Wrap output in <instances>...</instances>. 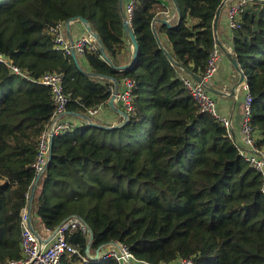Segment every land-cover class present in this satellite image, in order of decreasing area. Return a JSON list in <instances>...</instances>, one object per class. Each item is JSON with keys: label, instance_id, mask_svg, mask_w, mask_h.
I'll return each instance as SVG.
<instances>
[{"label": "trees", "instance_id": "obj_1", "mask_svg": "<svg viewBox=\"0 0 264 264\" xmlns=\"http://www.w3.org/2000/svg\"><path fill=\"white\" fill-rule=\"evenodd\" d=\"M176 1L179 21L171 26H155L168 11L165 1H135L139 52L123 71L133 47L124 31V0L122 6L120 0H0V52L26 75L0 65V263L23 257V210L38 177L39 139L54 111L52 90L33 80L63 73L73 98L68 113L88 116L89 109L108 106L114 81L128 80L135 110L119 129L85 125L54 139L32 215L51 232L72 217L89 231L67 234L81 256H66L61 264H120L83 262L89 244L95 253L112 242L147 264L189 258L195 264H264L262 175L240 155L226 128L200 112L178 67L186 76L206 72L224 0ZM74 18L87 20L109 59L99 45L88 50L83 59L89 72L56 51L48 33ZM239 24L235 58L253 98L257 144L264 147V2L245 7Z\"/></svg>", "mask_w": 264, "mask_h": 264}, {"label": "built area", "instance_id": "obj_2", "mask_svg": "<svg viewBox=\"0 0 264 264\" xmlns=\"http://www.w3.org/2000/svg\"><path fill=\"white\" fill-rule=\"evenodd\" d=\"M136 0H130L126 2L125 20L132 26V15L134 3ZM227 1V0H224ZM252 2H264V0H235L229 10V28L234 38V30L240 28L241 13ZM167 4V3H166ZM165 19L171 22L170 10L164 12ZM161 20V19H158ZM159 23H155V26ZM48 33L52 36L55 50L62 53L66 57H72L75 53L78 58L83 59L85 53L90 50H97L98 45L93 37L90 35L83 36L77 40H72L67 30L65 23H59L55 26H51L48 29ZM215 45L214 51L208 62L206 72L200 78V81L194 80L191 76L181 74V79L195 99L201 113L209 114L214 119L219 121L227 130L230 139L234 142L235 146L239 150L240 155L249 162L250 166L258 171L263 178V193H264V147H260L257 144L258 138L255 129L252 126V103L253 98L250 94L248 82H243L239 86L240 89L245 91V97L243 101L241 111V133L242 141L239 142L235 139L233 133V121L230 118L222 117L217 110V102L211 94V82L214 73L217 69L216 63L219 57V44L218 40ZM234 53V51H233ZM232 53V54H233ZM0 65L9 67L15 74H23L19 68H17L13 61L0 52ZM185 73V72H184ZM64 74L63 73H49L44 75L40 80H33L35 83L49 87L53 93L54 111L51 119L46 125L39 139V152L38 159L35 164L37 176H42L51 157V142L57 136H60L66 132H73L79 126L72 120L66 119L67 107L73 102L71 94L65 92L64 88ZM126 89L118 93L117 99H119L125 109V112L131 116L134 113L133 106V87L134 84L131 81L125 82ZM239 91V89H237ZM234 92V91H233ZM236 92V91H235ZM104 106L101 105L97 108L89 109L87 119L82 126H90L100 110ZM29 207L23 210L22 221V233H21V245H22V259L18 261H10L0 264H61L62 260L66 256L80 255L75 246L69 243L67 240V234L77 229L88 233L87 226L79 219V217H72L62 223L57 230L51 232L46 230L50 237H44L39 234L38 230L33 223L32 210L29 214ZM29 218L31 219V225L33 229L39 234L40 240L36 237L33 229L29 225ZM90 258H83V262H87V259L93 261H106L109 259H115L119 262L127 260H137L135 256L129 251V248L121 242L111 243L101 249L100 254L87 253ZM163 264V263H162ZM173 264H195L192 258L181 259Z\"/></svg>", "mask_w": 264, "mask_h": 264}, {"label": "crops", "instance_id": "obj_3", "mask_svg": "<svg viewBox=\"0 0 264 264\" xmlns=\"http://www.w3.org/2000/svg\"><path fill=\"white\" fill-rule=\"evenodd\" d=\"M125 3L130 0H124ZM169 5L171 22H178L179 16L176 17V12L173 11V3L169 2V0H163ZM235 0H227L225 1V5L222 8L220 18L218 21V27L216 35L219 44V57L216 63V71L212 78V88L211 94L215 98L217 102V110L218 113L225 117L230 118L233 121V133L234 137L237 141H242V133H241V111L243 106V101L245 97V91L240 89L241 83V75L234 68L232 57H235L234 51V40L233 34L229 28V10L231 5ZM159 19H165V17H159ZM159 25V24H157ZM89 35L85 30L83 24L81 22H74L70 28V37L72 40H77L83 36ZM162 44H165L169 49L171 48L170 44L166 40L165 37H161ZM130 54L133 58V48L130 50ZM233 53V54H232ZM81 64L86 68V71L89 72V67L84 59H78ZM126 82V81H125ZM125 82L119 84V92H122L126 89ZM115 89V88H114ZM239 89V91H237ZM114 91V90H113ZM234 91V92H233ZM236 91V92H235ZM122 112H125L124 106L122 102L117 99L114 102V106L110 104L108 106H104L103 109L100 110L99 114L94 117L93 123L98 126H114L117 124H121L124 122V117ZM66 119L72 120L79 127L83 125L85 118L79 116L78 114H66ZM82 128V127H81ZM38 186V184H37ZM39 187V186H38ZM33 216V215H32ZM33 223L38 230L39 234L44 237H50L48 232L44 227L39 224V221L33 217ZM38 221V222H37ZM38 227V229H37ZM120 264H147L145 262H141L139 260H125L120 262Z\"/></svg>", "mask_w": 264, "mask_h": 264}, {"label": "water", "instance_id": "obj_4", "mask_svg": "<svg viewBox=\"0 0 264 264\" xmlns=\"http://www.w3.org/2000/svg\"><path fill=\"white\" fill-rule=\"evenodd\" d=\"M173 2H174V5L176 7V10L178 11V13H180V6H179L178 2L176 0H173ZM120 5L121 6L123 5V0H120ZM224 5H225V1L222 3V5L220 6L219 11L217 13L216 20H215V30H217L218 21H219L220 14H221V11H222V8L224 7ZM76 21H80L83 24V26H84L85 30L88 32V34L90 36H92L98 42V45L100 47V51L103 53L104 58L106 60H109L107 55L105 54V50H104V47L102 46L101 40L99 38V35L92 30L91 26L88 24L87 20H85L84 18H74V19L69 20L66 23L67 30L69 32V36H70L71 25L74 22H76ZM155 23L165 24V25L171 26L170 22H168L167 20H156ZM124 31L129 36L130 41L133 44V51H134L132 61L128 65L122 66L120 68V70L126 71V70H129L134 65V63H135V61L137 59V56H138L139 46H138V42H137L136 36H135V34L133 32L132 26L129 24V22L127 20H124ZM157 40H158V43L161 45V40H160V38L158 36H157ZM167 56H168V58L171 61L174 62L173 57H172V55L170 53H167ZM72 58L74 59L76 64L79 65V60H78V57H77V55L75 53L72 54ZM231 58H232L233 66L240 73L241 82H243L246 76L244 75L243 71L241 70L240 65H239L238 61L236 60V58L232 57V56H231ZM178 67L182 71L187 73V71L182 66H178ZM89 75H93V74L89 73ZM191 77H193L198 82L200 81V78L197 77V76L191 75ZM114 83H115V89H114L113 94L111 96V99L109 101V104L111 106H114V102H115V100H117V96H118V93H119V88H118L119 84L116 81H114ZM74 115H76V114H74ZM122 115H123V117L125 119L123 123L117 124V125H114V126H108V127L107 126H99V127H103L104 129H110V130H116V129H119V128L123 127L124 125L128 124L129 117H128V114L126 112H122ZM79 116L87 119V116H85V115L84 116L83 115H79ZM93 125H95V124L93 122H91L90 126H93ZM96 126H98V125H96ZM53 142H54V140H52V142H51V150H52ZM39 180H40V176H38L37 179L35 180V182L33 184V187H32V190H31V197H30L29 210H28L29 214H31L32 201H33L34 193H35V190L37 188V184H38ZM28 222H29L30 227L33 229L32 225H31V219L30 218H29ZM33 231H34L36 237L40 240L39 234L34 229H33ZM92 240H93V235L91 234L90 235V241H92ZM88 250H90V244L88 246ZM100 251L97 253V255L100 254Z\"/></svg>", "mask_w": 264, "mask_h": 264}, {"label": "bare ground", "instance_id": "obj_5", "mask_svg": "<svg viewBox=\"0 0 264 264\" xmlns=\"http://www.w3.org/2000/svg\"><path fill=\"white\" fill-rule=\"evenodd\" d=\"M180 13H178V15H179ZM215 31H217V30H215ZM92 37V36H91ZM216 37H217V35H216ZM95 40V39H94ZM96 41V40H95ZM96 43H97V45H98V42L96 41ZM127 82V81H126ZM243 82H247V78L245 77V79H244V81ZM129 116V115H128ZM223 117V116H222ZM225 118V117H224ZM216 120V119H215ZM217 122H219V121H217ZM220 123V122H219ZM84 127H86V126H84ZM83 128V127H82ZM77 129H79V128H77ZM76 129V130H77ZM249 163V162H248ZM81 221L83 222V220L81 219ZM84 223V222H83ZM85 224V223H84ZM86 225V224H85ZM112 243H116V242H112ZM109 244H111V243H109ZM108 245V244H107ZM103 247H105V246H103ZM103 247H101L99 250H97L95 253H92V254H97L101 249H103ZM88 252H90V250H88V248H87V251H86V253H88ZM91 253V252H90ZM83 258H90V257H88V255H87V257H83ZM89 260H92V259H89ZM109 260H115V259H109ZM93 261V260H92ZM117 261V260H116ZM119 262V261H118Z\"/></svg>", "mask_w": 264, "mask_h": 264}, {"label": "rangeland", "instance_id": "obj_6", "mask_svg": "<svg viewBox=\"0 0 264 264\" xmlns=\"http://www.w3.org/2000/svg\"><path fill=\"white\" fill-rule=\"evenodd\" d=\"M177 16H179V15L177 14L176 17H177ZM178 18H179V17H178ZM217 39H218V38H217ZM132 48H133V47H132ZM78 59H79V58H78ZM80 63H81V62L79 61V64H80ZM83 68H84V67H83ZM84 69L86 70V68H84ZM81 127H84V126H80L79 129H82ZM37 229H38V227H37Z\"/></svg>", "mask_w": 264, "mask_h": 264}]
</instances>
